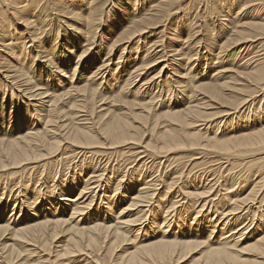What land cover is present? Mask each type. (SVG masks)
Here are the masks:
<instances>
[{"label":"bare ground","instance_id":"bare-ground-1","mask_svg":"<svg viewBox=\"0 0 264 264\" xmlns=\"http://www.w3.org/2000/svg\"><path fill=\"white\" fill-rule=\"evenodd\" d=\"M6 1L9 6L12 5L10 12ZM50 1L53 0H0V7H4L0 11V50L4 47L8 51L0 57V122L6 125L12 122L14 105L17 109L22 99L21 107L27 116L25 127L21 123L19 126L14 124L19 128L15 126L14 132L8 135L3 133L7 128L3 129L0 123V129H3L2 132L0 130V177L15 179L26 170L37 173L36 176L33 174L34 177L38 175L41 178L44 175L43 180L51 177L48 183L44 182L49 187L47 196L41 188L34 190L35 185L32 187L28 182L19 184L23 191L22 201L28 205L27 214L23 213V221L20 219L15 225L9 221L10 215L3 201L4 191L0 189V264H109L104 258L105 253L114 250L120 243L126 244L125 240L131 231H135V225L143 224L147 211L152 212L148 224L151 225L152 236L137 240L135 234V248L124 250L117 257L114 254L112 264H174L186 258H191L192 264H264V0H212V5L204 1L203 17L205 25L209 27L204 35H208V31L211 33L214 39L211 49H220L216 52L217 56L221 52L241 49L234 54V59L240 65L243 64L246 72L236 74H247L251 89L248 93L244 92L235 103L225 106L216 116L209 112L212 105L208 101L222 97L228 85L224 74L228 69H222L217 63L209 64L206 71L215 73V80H197L199 71L192 74V67L188 64L200 56L190 47L184 48V45L194 37L196 40L198 38L199 30L194 19L188 21L192 17L186 19V16L181 15L175 20L176 28L170 29L173 35L169 37L171 41L168 39L169 46L166 41L170 52L163 49L167 24L161 35L156 36L157 40L148 43L153 37L149 35L152 34L151 30L158 26V20L154 18L160 11L157 4L170 0H142L141 6L140 0H126L127 3H133V9L125 8L126 4L122 0H55L56 4L62 2L70 15L79 18L76 23L80 27L70 21L72 35L70 32L65 33L63 43H60L63 40H60V32L53 36L52 28H47L52 24L49 15L39 16L47 13L46 6ZM191 4L194 3L189 1L187 6L177 4L168 11L165 20H171L173 14L179 15L181 11L188 14V5ZM137 6L142 9H137ZM118 9L123 13L122 17L114 14ZM216 11L223 15L222 19L216 17ZM13 12L25 16L22 24L28 36L14 33L16 28L7 21L8 13L13 15ZM69 19L73 18L70 16ZM207 19L210 23L206 22ZM214 20L220 23V29L216 32ZM188 25L187 37L180 40L182 27L185 29ZM104 28L111 34L109 39H113L112 42L104 40ZM65 30L68 31V27ZM98 36L101 37L100 42H96ZM27 39L36 42L33 46L36 50L31 51L35 57L39 54L41 61L34 57L30 59L31 44H27ZM139 40L144 41L139 43ZM183 41L185 43L179 46L177 42ZM92 44H96L94 52L90 51ZM78 46L80 52L76 53L74 66L71 64L68 69L64 65L65 61H56L57 53L63 54L66 49L72 53ZM140 46L148 54L136 58L134 55L139 48L141 50ZM118 48L120 52L114 62L112 52ZM127 53H130L129 60ZM6 56L8 62L5 61ZM68 59L70 61L72 58L69 56ZM35 66H39L41 77L45 78L46 74L48 79L55 67L59 76L56 79L58 81L55 80L58 85L53 86L55 81L50 80L54 88L51 92L49 84H46L49 85L48 89L42 86L48 79L43 84L41 77L37 79ZM46 66L51 70L44 73L43 67ZM174 84L180 87L176 93H182L181 96L177 94L174 104L169 102L167 105L161 93L168 89L171 94ZM156 85L164 86L159 94ZM183 88L188 90L184 99L186 91ZM200 94V98L206 97L207 101L201 102L198 98ZM8 102H11V106H8ZM116 107L120 111H116ZM235 119H242L241 126L226 129V132L219 130L221 125H230ZM161 120L164 121L163 125L158 123ZM194 127L203 136L189 131ZM146 132H149L148 140L145 139ZM132 143L139 145L143 152L151 150L155 154H164L170 166L184 158L177 156L181 151H186L185 156L191 153L190 165L187 167L188 170L191 168L190 172L199 168L202 161L197 154H203L206 150L216 152L219 157L228 155L234 159L221 161L223 165L220 173L215 171L217 165L215 170L212 168L215 173L212 171L210 174V170L193 172L194 178L189 181L198 187L188 186L185 189L183 185L186 184L177 186L185 176L184 172L171 170L168 173L167 168L162 170L159 166L156 174L151 176L145 168L148 165L141 161L135 163L136 159L130 164L123 162L125 165H118L116 169L118 163L108 159L103 163L99 158L101 152L96 153L100 147L103 151L102 148H110L114 149L115 154L117 151L125 155L134 151L131 148L136 146L128 145ZM147 154L150 155L149 152ZM67 161H70L68 167ZM55 164L58 165L57 170L53 169ZM230 164L232 167L228 169ZM70 165H73L72 169H69ZM69 172L71 178L67 177ZM58 175L56 183L50 185ZM182 181L188 184L187 179ZM162 183L168 185L167 193L176 186L182 190L180 192L184 194V200L189 198L190 204L185 208L188 221L181 216L184 210L176 211L180 205L178 201L172 200L174 198L171 201L168 199L166 203L159 201L152 205L160 199ZM245 188L249 190L242 196ZM119 189L121 193L116 205ZM21 190L19 188L18 191ZM100 192L106 197V204L103 202L106 206L102 210H93ZM41 197L50 200L49 204L45 203L47 207H33L32 204ZM154 198L158 199L152 201ZM116 208L117 212L114 211ZM173 211L179 213L180 220L176 221L178 229L175 224L172 235L166 236V227L171 224L169 215ZM248 218L252 221L243 224ZM248 232H251L253 242L240 247L243 236ZM245 250L253 251L255 259L244 257L243 254L248 252Z\"/></svg>","mask_w":264,"mask_h":264},{"label":"rangeland","instance_id":"rangeland-1","mask_svg":"<svg viewBox=\"0 0 264 264\" xmlns=\"http://www.w3.org/2000/svg\"><path fill=\"white\" fill-rule=\"evenodd\" d=\"M23 0H20V2H22ZM115 2L117 1V0H114ZM126 5H124V6H126L125 8H132L133 9V3H130V2H128L127 3V1L126 0H122ZM160 1H162V0H159V2ZM193 2L194 4H191V5H188V9H187V11L189 12L188 14H184V13H186V12H183V11H181L180 13H179V15L178 14H173L172 16H171V20L170 19H168L167 21L165 20L166 19V17H167V14H168V11H170V10H172V8H174L177 4H183L184 6H187V3L188 2ZM198 1V2H197ZM204 1H205V3L207 4L208 3V1H209V4L210 5H212V3H211V1L212 0H202V1H200V0H170V1H168V2H162V3H158L157 4V6L159 7V12H158V15L157 16H155L154 18H156L157 20H158V26L156 27V28H153L151 31V33L152 34H149L151 37H152V39L148 42V43H152V42H154L155 40H157V37L156 36H159V35H161V32H162V29L165 27L164 25H168L167 26V28L165 29V33H164V38H163V40H164V43H163V45H164V51H166V52H170V51H168V50H170L169 49V47H167V44H168V46H169V43H168V41L170 40L169 39V37H171L172 35H173V31L172 30H170L171 28H176L175 27V20H177L178 19V17H180L181 15L183 16V17H185L186 19H189V17H192V20H188V21H193V19H194V24H195V26H196V28H197V30H199L198 31V38H197V40H196V38L194 37L193 38V40H191V41H188V43H185V41H183V42H177L178 43V45L180 46L182 43L184 44L185 43V45H184V48H186V49H188L189 47H190V49H193V52L195 53V52H197V53H199V59H198V57H197V59L196 60H193L190 64H188L189 66L191 65V67H192V70H191V72H192V74L193 73H198V71H199V74H197V76H196V78H197V80L199 79V80H202L203 78H205V79H212V80H215V78H217V76L215 77V73H213V74H211L212 73V71H211V73H209V71L207 72L206 71V69H209V68H207V67H210V65H214V64H216V65H220L219 67H222V69L224 68L225 69V67L228 69V71L227 72H225L224 74H225V79H226V82H227V89H224L223 90V94H222V97H220V98H215L213 101H208V103L209 104H211L212 105V108L210 109V111L209 112H211L212 114H214L215 116L216 115H218L223 109H225V106H230L232 103H235L236 102V100L242 95V94H244V92L245 93H248L251 89L249 88V77L247 76V74H236V73H241L242 71H244L243 70V64L242 65H240L241 63L240 62H238L237 61V59L235 60L234 59V54H236L237 52H239V51H241V49H237V50H234V49H232V50H230V51H226V52H221V54L219 55L218 54V56H217V54H216V52H218L220 49H218V48H216V49H214V50H212L211 48L213 47V46H211L212 45V40H214L213 38H212V36H210L211 35V33L208 31V35H204V33L206 32V29L207 28H209V27H207V25H205V18L203 17V6L205 5V3H204ZM201 4H200V3ZM6 3V6L9 8L8 10V12H10V10L12 11V5L11 6H9V2H5ZM114 2H112V4H113ZM200 5H199V4ZM63 3L61 2L60 4H56L55 3V0H53V1H50V3L49 2H47V6H46V10H47V13H42V14H39V16H40V18H42L44 15H46V14H48L49 15V17H48V19H51V21H52V26L51 25H49V27L47 26V28H49V29H51L52 28V33L54 34L53 36H55V34H57V32H60V40L61 39H63L64 37H65V33L66 34H68L67 32H70V36L72 35V31L71 30H69V29H71L70 27V21H72V23L74 24V26H79L77 23H76V21H78L79 20V18L78 17H76V16H72V15H70L69 14V10H67V9H65V6H64V4L62 5ZM112 4L109 6V7H111L112 6ZM141 4H142V0H140V6H141ZM204 4V5H203ZM0 5H1V3H0ZM18 6H20V4L18 5ZM140 6H137V9H142V8H140ZM206 6V5H205ZM202 7V8H201ZM124 8V7H123ZM136 8V7H135ZM2 10H4V7H0V11H2ZM119 10V11H118ZM118 10H115L114 11V14H116V15H118V17H122V15H123V13L122 12H120V9H118ZM191 10H192V12H191ZM249 9H246V11H248ZM19 11V10H18ZM138 11V10H137ZM245 11V12H246ZM183 12V13H182ZM245 12H243V15H244V13ZM14 14L12 15L11 13H8V18H7V21L9 20L10 22H11V24H13V26L16 28V30H15V34H23V35H25V36H28L29 34H27V30L26 31H24V26H23V24H22V22H23V17H25L24 15H21V13L20 12H13ZM216 13V17H221V19H222V17H223V15L220 13V14H218V12L216 11L215 12ZM24 14H26V15H28L29 16V14L28 13H24ZM234 14V13H233ZM71 16V18H73V19H69V17ZM124 17H125V15H124ZM169 20L171 21V22H169ZM215 20H216V18H215ZM214 20V21H215ZM198 22V23H197ZM207 23H210V21H208V19H207V21H206ZM211 22H212V20H211ZM174 25H173V24ZM215 23H216V26H215V32L216 31H218L219 29H220V23H219V21H215ZM8 23H6L5 25H7ZM43 24H40V26H42ZM173 25V26H172ZM43 27V26H42ZM51 27V28H50ZM67 27H68V31L67 30H65V29H67ZM80 27V26H79ZM103 27H105V24H103ZM186 27V26H185ZM190 27V25H188L185 29H184V27H182L183 29L181 30V33L182 34H180L181 35V39L180 40H182V39H185L186 37H187V33H188V28ZM117 28V27H116ZM116 30H118V29H116ZM102 31H105L104 33H105V38L106 39H104V40H107L108 42H112L113 41V39H109V38H111V34H108L107 33V31L105 30V28H104V30H102ZM154 32V33H153ZM100 33V32H99ZM192 33V32H191ZM205 34H207V32L205 33ZM156 37V38H155ZM6 39H7V37H5ZM100 39H101V37L100 36H98V37H96V40H98V41H96V42H100ZM169 39V40H168ZM28 40V42H27V44H31V46H30V59H32L33 57L34 58H38V60L37 61H41L40 59H39V54H36L37 55V57H35V55H33L32 54V51L31 50H36L35 48L33 49V46L35 45V43L36 42H30L29 41V39H27ZM153 40V41H152ZM106 41V42H107ZM142 41H144V40H142ZM142 41H140L139 40V43L141 42L142 43ZM166 41H167V44H166ZM171 41V40H170ZM199 43H198V42ZM64 42V39L63 40H61V42L60 43H63ZM190 42V43H189ZM219 42H221V40L219 41ZM1 44V43H0ZM210 44V45H209ZM59 45V44H58ZM96 44H92L91 45V50L90 51H96V50H94V48L96 47L95 46ZM143 45H144V43H143ZM192 45V46H191ZM87 46V45H86ZM89 46V45H88ZM135 46V45H134ZM133 46V47H134ZM140 47H142L141 48V50H140V48H139V51H138V53L137 54H135L134 56L136 57V58H138L139 57V55L141 56V55H143V54H148V52H145L144 51V48H143V46H140ZM161 48V46H159V49ZM197 48H198V50H197ZM215 48V47H214ZM78 49H79V46L77 47V48H74V50H73V52L71 53V52H68L67 51V49H66V52L65 53H63V54H60V53H57L56 54V57H57V62H63V61H65V63H64V65H66V67H68V69L70 68V66H71V64H72V66H74L75 65V62L77 61V56H76V53H79L80 51H78ZM158 48H156V50H157ZM158 49V50H159ZM168 49V50H167ZM209 49L211 50V51H209ZM155 49H154V52L156 51ZM207 50V51H206ZM234 50V51H233ZM239 50V51H238ZM243 50V49H242ZM247 50V49H246ZM246 50H245V52H246ZM5 52H8V51H6L5 50V48L4 47H2L1 48V50H0V57L1 56H3V54L5 55ZM120 52V49L118 48V49H116V50H113V52H112V57H114L115 58V60H114V62L115 61H117L116 60V57H117V54ZM151 52H153V51H151ZM161 52V51H160ZM212 52H214L215 54H212ZM234 52V53H233ZM71 53V54H70ZM205 53V54H204ZM129 54V55H128ZM201 55H202V57H201ZM253 55V54H252ZM61 56V57H60ZM69 56L72 58L70 61H68L69 59ZM129 56H130V53H127V58H128V60H129ZM138 56V57H137ZM207 56H209V57H207ZM233 56V57H232ZM89 57H90V54H89ZM195 57V56H194ZM212 57V58H211ZM201 59V60H200ZM238 59H239V56H238ZM83 60V59H82ZM201 62H200V61ZM235 60V61H234ZM244 60H246V59H244ZM243 60V61H244ZM5 61L6 62H8L9 61V59H8V57L6 56L5 57ZM72 61V62H71ZM206 61H208V62H206ZM28 62V59L25 61V63H27ZM67 62V63H66ZM70 62V63H69ZM82 61H80V63H81ZM236 62V63H235ZM242 62V61H241ZM41 63V62H40ZM39 63V64H40ZM56 63V62H55ZM111 63H112V61H111ZM212 63H214V64H212ZM223 63V64H222ZM210 64V65H209ZM56 65V64H55ZM68 65V66H67ZM197 66V67H196ZM47 67L48 66H46L45 68L43 67V69H45L44 70V73H46L45 71H47V70H49L50 68L48 67V69H47ZM198 67H200V68H198ZM55 67H53L52 69L53 70H51L50 72L52 73V76H50V78L48 79V76H46V74H45V78H42L41 77V71H40V68H39V66H35L34 67V71H35V73L37 74V79H39L40 80V77L42 78L40 81L42 82V84L43 83H45V81L47 80V82L45 83V84H43L42 86H43V88H46V89H48L47 87L51 84L50 82L51 81H55L57 78H59V76L56 74L57 73V71H56V69H54ZM204 68V69H203ZM43 69H42V71H43ZM168 69H170V68H167V70ZM157 70H159V68H157ZM156 70V71H157ZM37 71V72H36ZM155 72V71H154ZM171 72H173L172 70H171ZM205 72H207V73H205ZM244 72H246V71H244ZM1 73H2V69H0V76H1ZM53 73H55V74H53ZM77 74V73H76ZM153 74V73H152ZM203 74V75H202ZM101 75V74H100ZM99 75V76H100ZM107 75V72L105 73V75L104 76H106ZM202 75V76H201ZM208 75V76H207ZM210 75V76H209ZM148 76H150V74L148 75ZM201 76V77H200ZM173 77V76H172ZM35 78V79H36ZM108 78V77H107ZM148 78V77H147ZM52 79H54V80H52ZM75 79H77L76 77H75ZM106 79V78H105ZM160 79V78H159ZM159 79H155L156 81L157 80H159ZM173 79H175L174 77H173ZM218 79H221V78H218ZM217 79V80H218ZM51 80V81H50ZM154 80V82L156 83V81ZM56 81H58V80H56ZM56 81L54 82V83H52L53 84V86L54 85H58L57 83H56ZM46 84H49V85H46ZM51 84V85H52ZM158 84V83H157ZM51 85L49 86V88H51V90H50V92L54 89H52V87H51ZM158 85H160V84H158ZM147 86V85H146ZM145 86V87H146ZM157 86V85H156ZM151 87H152V84H151ZM104 88V87H103ZM159 88V89H158ZM165 88H167V86H165ZM179 88L180 87H178V84H174V86H173V88H171V90H173V91H171V94L168 92V89H164V86L162 85V86H157L156 87V92L158 93H160V90L161 89H164V91L161 93L162 95V97L164 96V100H163V102H165V103H167V105H169V102H171V103H173L174 104V101L176 102V99H177V94H180V96H181V93L182 92H180V93H176V92H178V90H179ZM57 90V89H56ZM59 91H62L61 89H58ZM175 90V91H174ZM184 92H185V94H183V96L184 95H187V93H188V90L187 89H185L184 90V88L182 89ZM167 92H168V94H167ZM1 91H0V95H1ZM17 93H19V92H17ZM158 93V94H159ZM174 94V95H173ZM3 95V94H2ZM166 96V97H165ZM202 95L200 94V95H198V98H200ZM171 97H172V100H171ZM168 98V99H167ZM185 98V96L183 97V99ZM25 99V98H24ZM207 99L208 98H206V97H204L203 99H201L200 98V101L201 102H203V101H207ZM178 100H179V98H178ZM21 101V100H20ZM173 101V102H172ZM18 103H20V106H19V104H18V108L16 109V106L14 105V112H13V118H12V122L11 123H8L7 125L6 124H3L2 122H0L1 124H2V128L4 129V128H7V131H4L3 133L4 134H7L8 135V133H10L11 131L12 132H14V130L16 129V127L17 128H19L18 126V124L19 123H21L22 124V127H25V125H26V122H27V116L25 115V113H24V111H25V109H24V111H23V109H22V105H23V99H22V101L21 102H18ZM22 103V104H21ZM6 104V103H5ZM8 106H11V102H8ZM121 107V106H120ZM10 110L8 109V112H9ZM116 111H120V109H119V107H116ZM35 113V112H34ZM25 117H24V116ZM23 116V117H22ZM18 117V118H17ZM17 118V119H16ZM19 120H21L20 122H19ZM237 119H235L234 121H233V123L232 124H230V125H221V127L219 128V130L220 131H227V130H230L232 127H237V126H241V124H242V119H239V120H237ZM158 123H160L161 125H163L164 124V121L163 120H161V121H158ZM14 124H16V125H18V126H16V125H14ZM36 124V123H35ZM4 125V126H3ZM16 126V127H15ZM11 127V128H10ZM3 129H0L1 130V132H2V130ZM11 129V130H10ZM13 129V130H12ZM157 129H159V128H156V130ZM218 129V127L215 129V130H217ZM227 129V130H226ZM189 131H191V132H195V133H197V134H199V135H201V136H203L202 134H200V133H198V131H197V128L196 127H194V128H192V129H190ZM148 133L149 132H146L145 134V139L146 140H148L150 137H149V135H148ZM128 145H131L132 147H135L134 149L133 148H131L132 150H134V151H132L131 149H130V151H132V152H129L128 154H120V152H117L116 151V154H115V152H114V149H110V148H108V150H107V148H102V149H104V151L103 150H101L100 149V147H99V150H101V151H99V150H96V151H98V152H96L97 154H99L100 152V154H102V155H100V157L99 158H101L103 161V163H106L108 160H110V161H113V163H118L117 165H116V169H117V167H118V165L120 166V165H125V163H129L130 161H132V162H130V163H134V161H135V159H136V161H135V163L136 162H138L139 163V161H141L140 163H146L148 166H146L145 168H147L146 170L149 172V173H151L150 175L151 176H154L155 174H156V172H157V167H159V168H161L162 170H165L166 168H167V170L169 171L168 173H170L171 172V170H176V172L178 173H182V172H184V175L185 176H183V178H182V180H185V179H187V181H188V184H187V182L186 183H183V181L181 180V182L179 183L178 182V184H177V186H179V185H183V184H186V185H183V186H185V189L187 188H189L188 186H190L191 188H195V187H198V186H195V184H193L192 182H190L189 180L190 179H193L194 178V173L193 172H196L197 170H200V171H205V172H207V171H209L210 170V174H211V172L213 171L212 170V168L214 169H216L217 168V166H218V168L215 170L217 173H220L222 170V165H223V163L221 162V161H223V160H227V158L228 159H230L231 161H233V159H234V157L233 156H228V155H221L220 157L218 156V154L216 153V152H214V151H207L206 150V152H203V154H197V155H199V156H201L202 157V159H201V157H200V160L202 161L201 162V165L203 166H201V165H199V168H198V166L196 167V168H198L197 170L195 169H192V171L190 172V169L188 170V165H190V159H191V156H189V155H191V153H189L188 154V156H185L186 154V151H181V153H178L177 154V156H180V157H183L184 156V158H180V161H177L175 164L174 163H172L171 164V166L169 165V163L165 160V158L166 157H164V154H155V153H153V152H150L149 150H148V152H149V154L151 155H148L147 153V150H146V152H143L141 149V147L139 146V145H137V144H128ZM140 147V148H139ZM97 149H98V147H96ZM95 148V149H96ZM94 149V148H93ZM106 149V150H105ZM128 149V148H127ZM135 150H136V152H135ZM138 150V151H137ZM107 153H106V152ZM114 152V153H113ZM135 152V153H134ZM142 152V153H141ZM70 154L72 153V151L71 152H69ZM68 153V154H69ZM134 153V154H133ZM138 153H139V155H138ZM144 153V154H143ZM152 153V154H151ZM103 154H105L106 155V157H104L105 155H103ZM108 154H109V156H108ZM114 154V155H113ZM120 154V155H119ZM143 154V155H142ZM215 154V155H214ZM111 155V156H110ZM117 157H116V156ZM136 155H138L139 157H137ZM142 155V156H141ZM197 155H195V156H197ZM203 155V156H202ZM120 156H121V158H120ZM132 156V157H131ZM146 156V157H145ZM212 156V157H211ZM119 157V158H118ZM124 157V158H123ZM131 159H130V158ZM133 157H134V160H133ZM136 157V158H135ZM156 157V158H155ZM105 160H104V159ZM110 158V159H109ZM123 158V159H122ZM193 158V157H192ZM214 158V159H213ZM216 158L218 159V160H220V161H218V160H216ZM108 159V160H107ZM112 159V160H111ZM124 159H126V160H124ZM130 159V160H129ZM142 159V160H141ZM151 159H153V160H151ZM204 159V160H203ZM212 159V160H211ZM107 160V161H106ZM127 160H129V161H127ZM138 160V161H137ZM144 160V161H143ZM147 160V161H146ZM155 160V162H153ZM163 160V161H162ZM217 162H216V161ZM105 161V162H104ZM109 161V162H110ZM116 161V162H115ZM160 161V162H159ZM162 161V162H161ZM188 161V162H187ZM205 163H204V162ZM212 161H214V163L212 162ZM64 162H65V160H64ZM121 162V163H120ZM123 162H125V163H123ZM153 162V163H152ZM193 162H195V160L193 161ZM209 162H210V164H209ZM211 162L213 163V164H211ZM70 164V161H67L66 162V165H67V167L69 166V164ZM129 163V164H130ZM150 163V164H149ZM157 163V164H156ZM162 163H163V165H162ZM179 163V164H178ZM177 164V165H176ZM206 166H205V165ZM208 164V165H207ZM215 164V165H214ZM222 164V165H221ZM61 165V164H60ZM154 165H155V167H154ZM210 165V166H209ZM212 165V166H211ZM217 165V166H216ZM57 164H55V166L53 167V169L55 168L56 170H57ZM72 166L73 165H70V167L71 168H69V169H72ZM130 166V165H129ZM162 166V167H161ZM205 166V167H204ZM208 166V167H207ZM232 167V164H230L229 166H228V169H229V167ZM155 169H154V168ZM200 167H202V169L200 168ZM211 169H210V168ZM151 170H153V171H151ZM165 168V169H164ZM205 168H208V169H205ZM160 169V170H161ZM183 169V171H181ZM185 169V170H184ZM187 169V170H186ZM205 169V170H204ZM220 169V170H219ZM48 169H46L45 170V172H44V174L46 173V171H47ZM55 170V171H56ZM68 170V169H67ZM67 170H66V173H67ZM154 170H156V171H154ZM178 170V171H177ZM194 170V171H193ZM111 170H108V172H110ZM186 171V172H185ZM187 171H189L188 173H187ZM24 172V173H23ZM33 172V170H31V172H30V170H26V171H22L21 172V174H18L17 175V178H15V179H13V178H11V177H2V179H1V177H0V181H1V183H0V189L2 188V191H4V194H3V196H4V198H3V201H4V204H5V206H7V207H5L6 208V211L8 212L7 214H8V216L10 217V223H11V225H15L16 223H19L20 222V219H21V222L23 221V219H24V214L27 212V208H26V206L28 205L26 202H23L22 201V198H23V191L21 190V188H22V186H20V185H22L23 183H25V182H28L32 187H33V189L35 190V188L36 189H38V188H41L42 189V191H45V195H46V190L49 188L48 187V185H47V183H48V181L51 179V177L48 179V180H43V177L42 176H44V175H42L41 176V178H38L39 176L37 175V177H34V176H36L35 174H37V173H32ZM175 172V173H176ZM40 173H41V171H40ZM70 174H68L67 175V177L68 178H71V172H69ZM154 173V174H153ZM191 173V174H190ZM213 173H215L214 171H213ZM33 174H34V176H33ZM42 174V173H41ZM21 175H22V177H21ZM31 175V176H30ZM187 175V176H186ZM190 175V176H189ZM24 176V177H23ZM32 176L34 177V178H32ZM51 176V175H50ZM58 177H59V175L58 176H56L55 177V179H54V182L53 181H51L50 182V185L52 184V183H56V181L58 180ZM193 177V178H192ZM212 177V176H211ZM4 178V179H3ZM11 178V179H10ZM53 178V177H52ZM19 179V180H18ZM25 179V180H24ZM32 179V180H31ZM41 179V180H40ZM170 179V178H169ZM4 180H5V182H4ZM9 180H11L10 182H9ZM24 180V181H23ZM31 180V181H30ZM38 180V181H37ZM20 181V182H19ZM45 181H47V183L46 184H44V182ZM43 184H42V183ZM222 182V181H221ZM32 183V184H31ZM3 184H5V185H3ZM20 184V185H19ZM57 184H58V182H57ZM114 184V183H113ZM191 184H193V185H191ZM197 184V183H196ZM19 185V186H18ZM2 186V187H1ZM4 186V187H3ZM114 187V186H113ZM112 187V188H113ZM160 187H162V193H161V196H160V199L157 201L156 199H158V198H154L152 201H154V200H156L155 202H153L152 203V205H155V204H158V202L160 201H162V202H164V203H166V202H168V199L171 201V199L172 198H174V199H172V200H175V201H178V205H180L179 207H178V209H176V211H180L181 209L182 210H184L183 212H182V214H181V216L184 218L183 220H186V221H188V213H187V211L185 210V208L186 207H188V205L190 204V201H189V198H185V200H184V194H181V192L180 191H182V190H179L178 189V187H176V186H174L171 190H169L170 192H168L167 193V191H168V189L169 188H167L168 187V185L166 184V183H162L161 185H160ZM10 188V189H9ZM19 188H20V190L21 191H18L19 190ZM50 188H51V186H50ZM177 188V189H176ZM8 189V190H7ZM123 190V189H122ZM248 190L249 189H244V191H243V193H242V196H244L245 194H247V192H248ZM177 191V192H176ZM10 192V193H9ZM102 192V191H101ZM100 192V196H99V198L97 199V201H98V203H96L97 201H95L94 203H96V204H94L93 205V207L91 206V208H93V210L94 209H96V208H98V210H99V208L102 210L103 208H105V207H103V206H106L105 204V202L107 201L106 200V197H104V193H101ZM118 193H117V195H116V205H117V202H118V200H119V196H120V193H121V189H119L118 191H117ZM120 192V193H119ZM15 193V194H14ZM44 193V192H43ZM74 193V192H73ZM13 194V195H12ZM102 194V195H101ZM10 195V196H9ZM20 195V196H19ZM45 195H44V197H45ZM164 197H163V196ZM168 195V196H167ZM233 194L231 193L230 194V196H232ZM17 196V197H16ZM30 196H31V194H30ZM47 196V195H46ZM104 197V199H103V197ZM171 196V197H170ZM32 197V196H31ZM44 197H41L36 203H33L32 204V206L33 207H35V206H38V205H41V206H43V209H44V207H47L46 205L47 204H49V201L50 200H48V199H46V198H44ZM177 197H179L178 199H176ZM57 198H60V197H57ZM8 199V200H7ZM11 199V200H10ZM20 199V200H19ZM32 199V198H31ZM101 199V200H100ZM183 201V204H182V201ZM102 202V203H100V202ZM125 201V200H124ZM181 201V202H180ZM23 202V203H22ZM33 202V201H32ZM44 202V203H43ZM105 204H104V203ZM180 202V203H179ZM45 203H46V205H45ZM125 203V202H124ZM4 204L2 205V203H1V205H2V207L4 206ZM99 204V205H98ZM9 205V206H8ZM20 205H23V206H20ZM45 205V206H44ZM152 205H151V207H152ZM258 205H259V203H258ZM1 207V206H0ZM23 208V210H21L20 211V208ZM103 207V208H102ZM9 210H8V209ZM92 210V209H91ZM18 211V212H17ZM114 211H116L117 212V208L116 209H114ZM176 211H173L170 215H169V219H170V225H169V227H166V230H167V232H166V236H170V235H172V232L174 231V229H172V228H174V226H175V224H176V221L178 220H180L179 219V213H176ZM19 213V214H18ZM24 213V214H23ZM57 213H58V211H57ZM151 213L152 212H150V211H147V214L145 215V217L147 218H144V220L142 221V225L141 224H139V225H135L136 227H134V230L136 231H131V233L129 234V237L127 238V240H125V242H126V244L125 243H120L114 250H112V251H109V252H106L105 253V255H104V258L106 259V262H108L109 264H112V263H114V261H111L112 260V257H113V255L115 254V256L117 257V255H119L122 251H124V250H133L134 248H135V246L137 245V240H139V239H141V238H145V237H148V236H152L151 235V232H150V230H151V225H148V224H150L149 222V218L151 217L150 215H151ZM185 213V214H184ZM27 214V213H26ZM47 214V213H46ZM49 214V213H48ZM88 213H85V215H87ZM102 214V213H101ZM176 214V215H175ZM20 215V216H19ZM187 215V216H186ZM215 215H217L216 213H215ZM257 215H258V212H256V215H255V221L257 220ZM108 216V215H107ZM218 216V215H217ZM18 218V219H17ZM102 218V217H101ZM108 218V217H107ZM187 218V219H186ZM251 219H253V217H251ZM250 218H248V219H246V220H244L243 221V224H246V223H250L252 220H251ZM103 220V219H102ZM105 221H107L106 219H104ZM172 220V221H171ZM249 220V221H248ZM14 223V224H13ZM193 224L194 225H196V222L194 221L193 222ZM254 224V223H253ZM146 225V226H145ZM150 226V227H148V226ZM142 226V227H141ZM144 226V227H143ZM165 226H167L166 224H165ZM252 226V225H251ZM140 227V228H139ZM175 227H177V224H176V226ZM144 228V229H143ZM141 229V230H140ZM149 229V230H148ZM176 229H178V227L176 228ZM251 229V228H250ZM157 231H158V228L156 229ZM172 230V231H171ZM147 231V232H146ZM170 231V232H169ZM149 233V234H148ZM135 234H136V237H137V240H136V238L134 237L135 236ZM251 232H248V233H245V235L243 236L244 237V239L240 242V247H242V246H246L247 244H249V243H251V242H253V240L254 239H252L251 238ZM162 235V234H161ZM187 235H190L189 233H187ZM217 235H219V233L217 234ZM250 236V237H249ZM141 237V238H140ZM61 243H63L64 242V238L62 237L61 238ZM123 247L125 248V249H123ZM121 248V249H120ZM198 250H200V249H198ZM247 253L246 254H243V256L244 257H246V258H248V259H250V260H253V259H255V253L253 252V251H251V250H245ZM197 255V254H196ZM193 263V260L191 259V258H186V259H183L182 261H177V262H175L174 264H192Z\"/></svg>","mask_w":264,"mask_h":264}]
</instances>
